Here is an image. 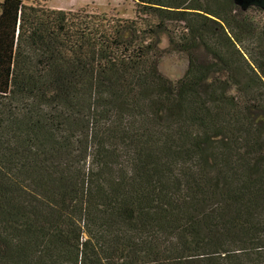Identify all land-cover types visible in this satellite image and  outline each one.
Here are the masks:
<instances>
[{
	"label": "trees",
	"instance_id": "1",
	"mask_svg": "<svg viewBox=\"0 0 264 264\" xmlns=\"http://www.w3.org/2000/svg\"><path fill=\"white\" fill-rule=\"evenodd\" d=\"M134 1L0 0V264H264V0Z\"/></svg>",
	"mask_w": 264,
	"mask_h": 264
},
{
	"label": "rangeland",
	"instance_id": "2",
	"mask_svg": "<svg viewBox=\"0 0 264 264\" xmlns=\"http://www.w3.org/2000/svg\"><path fill=\"white\" fill-rule=\"evenodd\" d=\"M40 3H45L54 8H63L68 10H75L81 7H87L90 11H97L100 13H107L112 16L134 18L135 1L134 0H37ZM196 3L194 0L192 1ZM201 3H203L201 1ZM240 15L245 20L251 19L254 25L262 33L264 32V10L252 7L242 11ZM247 17V18H245ZM169 27L174 31L179 27L175 22H169ZM168 32L162 33V42L160 49L163 51L162 60L160 63L161 71L173 80L182 77L188 67L187 54L178 50L173 44L169 42ZM260 36H262L260 34ZM264 40L258 38L250 39L246 46L252 52H258L259 47L262 46Z\"/></svg>",
	"mask_w": 264,
	"mask_h": 264
}]
</instances>
